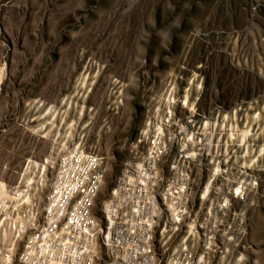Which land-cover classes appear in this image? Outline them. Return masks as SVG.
<instances>
[{"label": "rangeland", "instance_id": "rangeland-1", "mask_svg": "<svg viewBox=\"0 0 264 264\" xmlns=\"http://www.w3.org/2000/svg\"><path fill=\"white\" fill-rule=\"evenodd\" d=\"M168 108L210 122L208 135L220 116L216 186L222 194L229 179L243 190L230 195L216 228L204 218L195 263L264 264V160L256 162L264 146V0H0V264L19 263L65 155L79 148L103 158L92 208L102 216L124 161L145 148L148 119L158 125ZM246 125L253 135L262 129L247 136V150L237 133ZM207 163L201 173L196 167L190 196L204 212L213 198L212 189L199 198ZM158 233L155 253L165 262L186 234L182 227L164 244Z\"/></svg>", "mask_w": 264, "mask_h": 264}, {"label": "built area", "instance_id": "built-area-1", "mask_svg": "<svg viewBox=\"0 0 264 264\" xmlns=\"http://www.w3.org/2000/svg\"><path fill=\"white\" fill-rule=\"evenodd\" d=\"M220 120L217 115L213 132L208 135L206 130L211 123H196L193 112L179 117L168 108L158 125L148 119L142 137L145 148L139 156L124 161L122 174L116 178V189H111L108 195L106 216L86 213L87 194L97 187L103 158L72 149L59 161L49 190L56 191V198H49L48 192L44 218L26 240L18 264H159L154 248L156 233L159 230L164 240L168 232L181 231V224H175L180 210H189V218H182V222H188L190 228L184 230L186 235L176 246V257L166 260V264H202L195 263L194 252L200 241L197 226H204L203 220L207 218L213 220L211 226L216 228V220L227 209L230 195L242 198L243 192L238 195L237 187L232 189L229 179L222 194L216 186L222 173V157L221 149L212 144L215 135L221 138L220 127L215 131ZM187 122H194V129H187ZM170 152H177V161L171 166V181H164L163 160ZM155 157H162L161 167H154ZM89 160H96L97 168H90ZM203 161L210 165L206 170L209 182L199 198L203 201L213 191L205 212L201 205L194 207L188 203L197 178L196 167L201 173ZM160 183L168 184L165 195L152 191V184L160 187ZM87 216H94L96 231H89ZM101 218H108V225H101ZM147 229H154V236H147ZM145 247H152V255H145Z\"/></svg>", "mask_w": 264, "mask_h": 264}, {"label": "bare ground", "instance_id": "bare-ground-1", "mask_svg": "<svg viewBox=\"0 0 264 264\" xmlns=\"http://www.w3.org/2000/svg\"><path fill=\"white\" fill-rule=\"evenodd\" d=\"M257 118L255 117V118H252L251 120L255 121V120H257ZM237 131H238L237 133H238V138H239V142H240L239 144H241V145L242 144L245 145V140H246L248 135H253L251 133L249 125H246V127L243 130L240 129ZM261 132H262V129L260 127V131L258 132V134H254L253 137L254 138L258 137L261 134ZM245 149L246 150L248 149L247 145H245ZM170 154H171V152H170ZM170 154L167 155L166 157H169ZM161 159H162V157H155L154 158V167L159 166V162ZM260 160L261 161L264 160V146H262L260 148V153H259L258 158L256 159V162L260 161ZM176 161H177V152H173V155L169 157V168L167 170L168 173L166 174V176L163 175L164 181H171V166L173 164H175ZM89 167L90 168H97V161L96 160H89ZM123 167H124V165H123ZM103 178H104V170H99L98 171V178H97V187L93 188V190H90L87 194L88 205H86V213H92V208L94 206V198H95V196H96V194H97V192H98V190L102 184ZM238 186H237V188H238ZM113 189H116V184L113 187ZM236 189H235V191H236ZM152 191H157V195H165V191H168V184L167 183H160V187H159V184H152ZM5 197H6V195H5ZM49 198H56V191H51ZM188 203H191V197L190 196H188ZM109 204H110V196L104 201V203L102 205V216H106V209L105 208L108 207ZM182 218H189V210H180V211H178V217H175V224H181V230H182V227H184V230H188V228H190V225L188 226V222H182ZM87 224H89V231H96L97 230V221L94 220V216H87ZM28 225L31 226V223H29ZM101 225H108V218H102ZM203 231H204V226H197V235H200L201 232H203ZM174 233L175 232H168L167 234H165V236L167 237L166 240L167 241L170 240ZM8 234L9 233H7V231L4 229V231L2 232V235H1V240L6 241ZM147 236H154V229H147ZM164 244H165V241H164ZM14 246H15V244H10V242H9L8 243V251L12 252L14 249ZM176 246H179V242L171 247V249L167 255L166 260H172L174 257H176ZM145 255H152V247H145ZM162 260H163L162 257H160L159 258V264H166V260H165V262H163ZM2 264H9V258H3Z\"/></svg>", "mask_w": 264, "mask_h": 264}]
</instances>
